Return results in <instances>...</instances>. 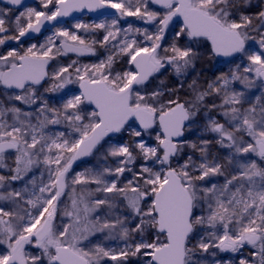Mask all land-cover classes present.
I'll use <instances>...</instances> for the list:
<instances>
[{
	"label": "snow or ice",
	"instance_id": "1",
	"mask_svg": "<svg viewBox=\"0 0 264 264\" xmlns=\"http://www.w3.org/2000/svg\"><path fill=\"white\" fill-rule=\"evenodd\" d=\"M3 3L12 7L0 9V46L20 44L21 38L40 34L46 24L74 12H115L96 23H76V32L53 25L43 44L0 53V86L19 90L5 93L7 106L0 99V168L9 172L0 175V264H222L209 249L237 253L245 246L251 259L239 258L238 264H264V102L256 97V104L246 107L245 93L229 87L234 81L245 88L256 79L264 82V0L254 15L244 13L251 0H39L43 10L26 7L15 16L23 0ZM126 17L156 30L131 24L122 28ZM177 19L182 25L165 45ZM97 32L103 36L87 35ZM181 37L186 38L183 44ZM250 40L259 44L258 50L248 45ZM201 46H210L212 56L246 57L249 63L242 73L234 71L202 87L193 76ZM98 48L107 55L97 63L72 60L49 71L50 61L59 56H95ZM169 70L175 77L171 85ZM46 80L53 83L44 92L76 83L79 94L61 107L51 106L37 87ZM12 101L36 107L23 111ZM9 114L11 123L5 119ZM201 124L207 138L201 136L199 143L181 139ZM121 134L132 139L112 141ZM145 136L154 137L155 145ZM213 143L229 150L226 164L211 153ZM9 150L15 152L11 167L4 163ZM94 154L120 159L115 168L69 177L76 160ZM41 164L47 182L43 173L39 185L35 177L25 180ZM218 176L223 183L212 179ZM18 181L24 186L17 189L13 184ZM69 181L97 187L79 194L71 189V211L64 215L72 222L58 229L53 221ZM101 206L115 218L93 217ZM97 233L118 243L90 240ZM28 245L39 253L27 251Z\"/></svg>",
	"mask_w": 264,
	"mask_h": 264
},
{
	"label": "rangeland",
	"instance_id": "2",
	"mask_svg": "<svg viewBox=\"0 0 264 264\" xmlns=\"http://www.w3.org/2000/svg\"><path fill=\"white\" fill-rule=\"evenodd\" d=\"M259 2H260V0H251V4L244 9V13L247 15H254L255 12L259 10L256 7V5ZM29 7H35L38 10H43L40 7L39 0H36L35 3L30 5ZM151 7L153 10H156L153 7V5ZM6 8H9V7L4 6L0 2V9H6ZM160 11H163V10H160ZM17 12H18V10L14 11L12 13V15L15 16L17 14ZM99 21H101V20L95 21V20H92L89 16H84V17H82L76 21L65 23L64 25L59 26V27L66 28L72 32H76L77 30L74 28V25L78 22L92 24V23H96ZM129 24H131L133 27H139L141 29H148L149 32H155V30H156L155 25L145 24L142 21H140L139 19H137L136 17H126L120 21V26L122 28L127 27ZM181 25L182 24L180 23V24H176V27H171V29H170L171 34H170V37L167 40L166 44L172 41L174 33L179 30V26H181ZM53 32H54V29L48 31L46 34L42 35L41 37H39L33 41L26 42V43H22V40H21L20 44H16V42L10 41V42L6 43L4 46H0V53H4L6 50H10L11 48H17L20 51H24L27 47L31 46L32 44H37V45L43 44L45 42L46 38L48 36L52 35ZM78 34L82 35V36L85 35L83 30H80V32ZM87 35L89 37L95 36L96 38H100L103 36V32L88 33ZM252 35L255 36L256 33L253 32ZM135 38L138 41H143V36H136ZM60 39H62V38L57 39V45H59ZM185 42H186V38L181 37L180 43L183 44ZM145 43H150V42H145ZM205 43H207V42H205ZM248 45L252 46L254 49H257V50L259 49V44L255 40L248 41ZM199 51L202 54V58L197 61L196 68L193 70V76L199 79L202 87H206L207 83H209V82L216 81L218 77L229 76L234 71H236L238 73H242L243 67L249 63V61L247 60L246 57L243 58V60L236 58L232 62L230 61L231 63H228L226 61H218V60H216L215 56L211 55L210 46L207 48L201 46ZM106 55H107V53L103 49L98 48L97 49V55L93 56L90 59L81 60V62H79V61L78 62L81 65H85V64L90 65L93 63H97L100 59L104 58ZM124 59H127V58L125 57ZM53 61L58 62V65H67L72 61V59H70L67 56H59V57H57L56 60H53ZM238 65H239V67H237ZM119 66L120 65H117L116 67H119ZM125 67H127V65H125ZM51 71H52V68H51ZM170 72L171 71L169 70V72L167 74V80H168V83L171 85L173 83L170 81ZM52 83L53 82L51 80H48L47 83L43 87L40 88L41 94L44 96V98H46L50 102L51 106L61 107L63 100H65L67 98H71V96L74 94H78V86H77L78 84H76V83L69 84L62 90H58V91H54V92H44V88L50 87ZM261 84H262V81L259 79H256L254 86H252L251 88H245V86L240 81H234L230 84L229 87L235 91H243L245 93V101H246L245 106L247 107L249 105V103L256 104V97H260L261 102H264V87H261ZM186 86L187 85H185V87ZM70 94H71V96H69ZM8 103H9V101L7 100V97H6V106L8 105ZM11 103L15 104V106L21 108L23 111L34 112L35 107H36L35 105L29 107L25 104L20 103L19 101H12ZM217 103H219V98H217ZM215 115H216L217 119H220L221 121H223V118L221 116H219L218 114H215ZM8 122L11 123L12 118H9ZM33 122H35L34 118H33ZM63 127H64L63 125H55V128L61 129ZM200 127H202V124L192 128L190 130H187L186 131V138L189 141L196 142V143H199L201 136H205L207 138V134L200 132V130H199ZM49 129L53 130V126L49 125ZM127 136H129V135L124 134V136H123V134H121L115 138H112V141L117 142V143H127L130 140ZM143 139L148 144H151L153 146L155 145L154 137L145 136V137H143ZM211 146H219V145L213 143L212 145H210V147ZM187 150L190 151V148H185V151H187ZM191 154H193L194 158H196V159L199 158V153H191ZM99 157H100V155H97L96 157H91L87 163H85L84 165L79 167L74 173L85 172L87 169H92L94 171H100V170H103L104 167L115 168L117 166V163H112L111 161H106V160L103 161L101 165H97L96 160H98ZM14 161H15V157L10 156V157L5 159L4 163L6 165H8L9 167H11V166H14ZM139 163H141V161L138 160L137 164H139ZM41 173H43V181L47 182V179H48L47 172L45 171V166L42 164L39 167H34L33 170L31 172H29L28 175L25 177V180H28L29 178L35 177V179L37 180V184L39 185L41 183ZM8 174H9V172H8L7 167L0 168V175H8ZM125 175H128V174L126 173ZM221 178L223 179L222 176H218V177H213L212 179L219 183ZM19 182H22V181L15 182L14 184L19 183ZM14 184H13V187H14ZM85 187H87L89 189H95L97 186L94 184H89L86 186H84V185H71L70 184V186L67 188V192L64 196L63 201L61 202L62 206L59 208V210L57 212L56 219H55L56 222L54 225H56V227L58 229H62L64 225L70 224L72 222L71 218L64 215L65 210L71 211V200L69 199V195L71 194V189L75 188L77 190V194H79L80 190L82 188H85ZM115 211H116V214L120 213L119 209H117ZM60 212H61V214H60ZM107 213H108L107 208L104 206L103 207L101 206V208L98 211L93 212L91 215L93 217L100 216L102 219H114L115 218L114 215L109 216ZM70 231H71V229H70ZM90 240L95 241V242H102V243L113 245V246H115L118 243L117 241H104L102 233H97L95 236L90 237ZM0 249H3V246H0ZM27 251H30L34 254L39 253V250L32 247V246L28 247ZM106 264H112V262L107 261Z\"/></svg>",
	"mask_w": 264,
	"mask_h": 264
},
{
	"label": "water",
	"instance_id": "3",
	"mask_svg": "<svg viewBox=\"0 0 264 264\" xmlns=\"http://www.w3.org/2000/svg\"><path fill=\"white\" fill-rule=\"evenodd\" d=\"M35 1L36 0H23V5H22L21 9H17V10L19 11V10H22L23 8L29 7L30 5L34 4ZM0 2L4 6L12 7L11 5H7V4L3 3V0H0ZM153 6L157 9V6H155V5H153ZM114 12H115V10H113V9H101V10H97L95 12H89L87 9H85V10L80 11V12H74L69 17L61 18L58 21L52 22L51 24H46L44 26V28H42L40 34L30 33L28 36H26L24 38H21V40H22V43L33 41V40L41 37L42 35L46 34L48 31L52 30L54 28L53 25H55L57 27V26H59L61 24H64L66 22H71V21L78 20V19H80V18H82L84 16H89L92 20H95V21L96 20H101V19H104L106 17H108V18L111 17L114 14ZM176 22H181L182 23V21H180L178 19L174 20V23H176ZM166 40H167V33H166L165 41L163 42L164 44H165ZM67 55L71 56V57H76V58H79V59L91 58L93 56V55L77 56L75 53H68ZM216 57L221 59V60H224V61H232L235 58H237V57H223V56H216ZM50 68H51V61L49 63V71H50ZM47 81L48 80L42 82V85L41 86H37V87L40 88V87L44 86L47 83ZM6 90L9 91V92H12V91L18 92L19 91V90H16V89H6ZM185 135H186V132H185ZM115 137H117V136H113L112 138H115ZM184 138L185 137H183L181 139H184ZM9 151H12V150H9ZM90 157L91 156L81 157L80 159L76 160L73 163L72 169H70L69 174H70L71 171H73L77 167L85 164L89 160ZM66 190H67V188L65 189V192H66ZM62 197H61V199H62Z\"/></svg>",
	"mask_w": 264,
	"mask_h": 264
},
{
	"label": "flooded vegetation",
	"instance_id": "4",
	"mask_svg": "<svg viewBox=\"0 0 264 264\" xmlns=\"http://www.w3.org/2000/svg\"><path fill=\"white\" fill-rule=\"evenodd\" d=\"M77 86H78V90H79V85H77ZM6 92H9V91L4 89L3 86H0V99L5 101V105H6V96H5ZM14 92H16V91H12L11 93H14ZM71 94L69 96H71ZM9 118H12L11 114H9L7 117H5V119L7 121H8ZM185 138H186V135H185ZM210 149H211V153L213 155H215L217 158H219L222 163L226 164V161L224 160V157H226L229 154V150L228 149L221 148L220 146H211ZM185 152L186 153H192V150L190 149V151L187 150ZM249 155L251 156V159L258 160V157H256L255 155H252V154H249ZM10 156H14L15 157V152L13 150L5 153V157L6 158H8ZM247 158L248 157H240L239 159L246 160ZM182 159H183V157H182ZM228 171L235 172V171H238V170L232 168L231 166H228ZM22 182L14 184V188L18 189L20 187H23L24 186V181H22ZM223 182H224V177H223V179L222 178L220 179L219 183H223ZM250 251H251V249L248 246H245V248L241 249L237 253L221 252V251H219V249H209V253H212V252L216 253V256H215L214 259L218 260V261H221L222 264H226V262H228V261H231V264H238V259L242 258V257L251 259V256L249 255ZM205 255H206V257H207V259L209 261L213 260V257H211L209 254H205Z\"/></svg>",
	"mask_w": 264,
	"mask_h": 264
},
{
	"label": "trees",
	"instance_id": "5",
	"mask_svg": "<svg viewBox=\"0 0 264 264\" xmlns=\"http://www.w3.org/2000/svg\"><path fill=\"white\" fill-rule=\"evenodd\" d=\"M175 25L176 24H180V23H174ZM171 27L172 26H170V29H171ZM170 29H169V31L167 32V40L169 39V37H170V34H171V31H170ZM65 58V57H64ZM70 58V57H69ZM216 58V57H215ZM70 59H72V60H77V59H73V58H70ZM216 60H218V61H222V60H220V59H218V58H216ZM77 61H79V62H81V60H77ZM232 62V61H231ZM230 61L228 62V63H231ZM53 65H58V62H56V61H52V66ZM52 70H53V68H52ZM170 81L172 82V83H174L175 82V77L171 74V72H170ZM123 136H124V134H123ZM129 139H132L130 136H127ZM97 155L96 154H94V155H92L91 157H96ZM118 159H120V158H112V157H108L107 159H104V158H102L101 156L99 157V159L98 160H96V163H97V165H101L102 164V162L103 161H111L112 163H116V161L118 160ZM73 174V173H72ZM72 174H70V176L72 175ZM69 176V177H70ZM69 184H70V181H69ZM94 195L95 196H102L103 194L102 193H94ZM65 196V195H64ZM63 199H64V197L62 198V200L61 201H63ZM62 205H61V203H60V205H59V208L61 207ZM103 207V206H102ZM60 214H61V212H60ZM55 222H56V220H54L53 221V223L55 224ZM29 246H31V245H28V246H26V248L27 247H29Z\"/></svg>",
	"mask_w": 264,
	"mask_h": 264
},
{
	"label": "built area",
	"instance_id": "6",
	"mask_svg": "<svg viewBox=\"0 0 264 264\" xmlns=\"http://www.w3.org/2000/svg\"><path fill=\"white\" fill-rule=\"evenodd\" d=\"M62 130H65V131H67L65 128H64V129H62ZM29 187H31V185H29ZM37 194H39V193H37Z\"/></svg>",
	"mask_w": 264,
	"mask_h": 264
}]
</instances>
